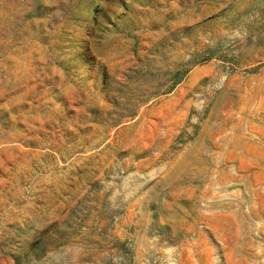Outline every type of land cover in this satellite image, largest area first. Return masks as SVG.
I'll return each mask as SVG.
<instances>
[{"label":"rangeland","instance_id":"rangeland-1","mask_svg":"<svg viewBox=\"0 0 264 264\" xmlns=\"http://www.w3.org/2000/svg\"><path fill=\"white\" fill-rule=\"evenodd\" d=\"M0 264H264V0H0Z\"/></svg>","mask_w":264,"mask_h":264}]
</instances>
